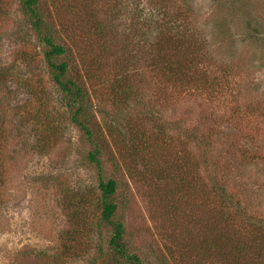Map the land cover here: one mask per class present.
I'll list each match as a JSON object with an SVG mask.
<instances>
[{"label": "rangeland", "instance_id": "374dc122", "mask_svg": "<svg viewBox=\"0 0 264 264\" xmlns=\"http://www.w3.org/2000/svg\"><path fill=\"white\" fill-rule=\"evenodd\" d=\"M143 264H264V0H39ZM0 0V264L114 262L92 149Z\"/></svg>", "mask_w": 264, "mask_h": 264}, {"label": "trees", "instance_id": "16d2710c", "mask_svg": "<svg viewBox=\"0 0 264 264\" xmlns=\"http://www.w3.org/2000/svg\"><path fill=\"white\" fill-rule=\"evenodd\" d=\"M18 2L22 14L27 18L29 26L45 49L44 61L51 73V80L61 94L65 107L70 109L71 123L82 132L85 140L92 147L87 159L96 169L97 188L100 192L98 229L102 228L106 232L107 247L113 254L112 260L114 262L121 261L124 264H143L140 254L129 247L124 223L117 214L119 207L116 202L117 181L106 176L99 145L92 140L93 134L83 118L86 112L85 93L77 82L67 76L68 64L59 61V58L66 54V48L54 43L50 30L44 28L45 23L37 9L39 0H18Z\"/></svg>", "mask_w": 264, "mask_h": 264}]
</instances>
